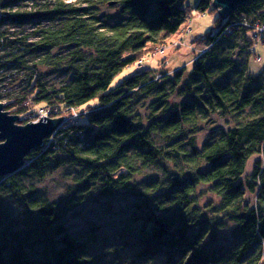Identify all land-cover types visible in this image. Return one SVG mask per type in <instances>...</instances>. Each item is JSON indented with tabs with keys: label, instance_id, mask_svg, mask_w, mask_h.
<instances>
[{
	"label": "trees",
	"instance_id": "trees-1",
	"mask_svg": "<svg viewBox=\"0 0 264 264\" xmlns=\"http://www.w3.org/2000/svg\"><path fill=\"white\" fill-rule=\"evenodd\" d=\"M26 1L37 3L0 0V28L16 27L13 35L0 32V48L10 50L0 59L1 76L10 80L12 69H26L24 56L59 46L73 49L68 65L74 76L50 89L32 73L17 95L0 94L4 109L20 118L36 116L39 108L49 119L81 109L88 113L31 151L20 171L0 178V190H20L21 178H42L65 157L77 167L85 196L96 191L134 205L119 237L133 241L144 256H163L168 264H264V163L245 175L251 157H264V71L253 76L248 58L237 60L252 45L255 24L264 23V0H247L226 20L217 16L214 31L199 40L206 49L191 68L159 76L145 68L113 89L116 75L177 33L189 13L185 0H119L125 17L112 24L89 12L98 0L83 1L86 9L54 0L52 7L41 2L22 11ZM194 10L215 9L212 0H197ZM43 20L53 24L36 29L29 41L23 25ZM213 116L231 125L215 130L210 137L215 138L198 149L195 136ZM154 165L163 179L134 181ZM199 185L219 199L208 212L198 205ZM249 194L256 195L254 206L246 202ZM18 196L22 217L0 216V264H90V248L99 242L91 232L69 235L63 210L34 194ZM223 218L233 223L234 233L221 244Z\"/></svg>",
	"mask_w": 264,
	"mask_h": 264
},
{
	"label": "rangeland",
	"instance_id": "rangeland-1",
	"mask_svg": "<svg viewBox=\"0 0 264 264\" xmlns=\"http://www.w3.org/2000/svg\"><path fill=\"white\" fill-rule=\"evenodd\" d=\"M35 1L37 3L26 1V4L23 5L24 7L20 9L22 11L34 9L35 6H40L41 2L50 3L48 5L52 7L54 3V0ZM83 1L86 0H62L63 3H71L76 8L86 9V4ZM108 1H117V3L115 5H108ZM108 1L98 0V4L92 5L89 12L110 24L121 21L125 17V15H121L122 4L119 0ZM196 2L197 0H185L182 3L183 8L189 6L187 7L189 13H187V17L177 33L168 37L164 43L151 49L148 53H144L138 63L123 69L112 80L110 84L111 89L118 86L125 78L135 75L145 68L154 70V74L156 75L161 73L172 75L182 67L191 68L192 62L203 54V51L206 49L204 43L199 40L214 31V22L218 16L216 9L213 11L208 10L204 14L196 13L194 10ZM51 22L50 20H43L26 23L23 25L24 34L30 39L29 41H34L30 35L38 28L46 29L53 24ZM15 30V26L7 23L3 24L0 28V32L6 31L8 34L12 33V35ZM252 35V45H250L249 49L243 51L242 57L237 60L245 62L248 58V71L251 75L257 76L264 71V43L259 40L258 34L253 33ZM72 51L73 49L71 48L59 46L47 52H35L30 54L29 57L24 56L22 58V62H24L26 68L24 71L18 72L16 69L11 68L13 75L10 80L7 76H1L3 74L0 72V94L3 95L8 92L7 98L17 95L27 86L28 79L32 73H36L37 76L39 75L42 82L48 88L58 89L68 83L74 76L73 68L68 65ZM9 54L10 50H2L0 48V59L6 58ZM232 71H230L231 74L229 75L231 78H233ZM262 81H264V78ZM0 103L4 104V100L0 99ZM4 111L6 110L4 109ZM36 111V116L31 114L33 117H19L16 124L25 125L28 121L29 123L38 122V118L41 114H45V112L41 108ZM87 113L88 110L86 109L65 113L64 116L66 118H64L60 127L63 128L68 124H72L73 119L83 118L86 120ZM81 120L79 121L82 122ZM230 125L231 123L228 118L221 119L218 116H213L212 123L205 126V131L195 136L197 148H201L211 136H214L217 133L215 130L227 129ZM213 138H210V140ZM56 157H62V154L59 153ZM257 163H261L262 167L264 157L261 155L251 157L247 163L245 175H250ZM168 169L173 174L177 173V170L171 164H169ZM76 170L77 167L70 165L69 161L63 157L58 165L51 164L44 177L30 176L27 178L23 177L24 179L21 178L20 185L23 188L20 190L17 186L14 189H1L0 216L6 214L12 219H20L23 214V206L20 202L21 198L18 195L29 198L34 194V196H40L45 199L57 211L63 210L64 227L69 235L80 237L87 232H91L90 236L93 235L95 240L99 241L97 244L91 246L88 253L91 259L90 264H168L163 256L156 258L144 256L137 247L132 246L134 245L133 241L122 242L120 240L119 236H122L125 230L123 220L134 209V205L129 200L109 201L104 196L98 195L96 191L91 196H85V192L79 190V186L82 183L74 172ZM163 177L161 169L154 165L142 171V174L136 176L134 181L148 184V181L153 179L160 180ZM197 195L198 205L204 212L206 209L208 212V209H214L218 205V197L210 192L207 186L199 185ZM83 196L85 197L79 198ZM246 202L250 206H254L256 195H247ZM222 220L219 232V242L221 244L226 240L232 239L234 233L233 223L226 218ZM92 228L93 230H91ZM32 256H35V254Z\"/></svg>",
	"mask_w": 264,
	"mask_h": 264
},
{
	"label": "water",
	"instance_id": "water-1",
	"mask_svg": "<svg viewBox=\"0 0 264 264\" xmlns=\"http://www.w3.org/2000/svg\"><path fill=\"white\" fill-rule=\"evenodd\" d=\"M246 2L247 0H212V7L222 20H226L236 7ZM63 118L49 119L41 116L38 122L18 125L16 122L19 117L8 114L4 111L3 103H0V178L20 171L24 167L26 156L43 147L44 140L60 127Z\"/></svg>",
	"mask_w": 264,
	"mask_h": 264
},
{
	"label": "built area",
	"instance_id": "built-area-1",
	"mask_svg": "<svg viewBox=\"0 0 264 264\" xmlns=\"http://www.w3.org/2000/svg\"><path fill=\"white\" fill-rule=\"evenodd\" d=\"M253 33H256L258 34L257 37L259 38V40L264 43V23H257L255 24L254 26V30H253ZM205 52V50L203 51V53ZM259 60V59H258ZM41 116H46V114H41ZM40 116V117H41ZM40 117L38 119H40ZM36 119V120H38ZM35 120V121H36ZM55 133V132H54Z\"/></svg>",
	"mask_w": 264,
	"mask_h": 264
},
{
	"label": "bare ground",
	"instance_id": "bare-ground-1",
	"mask_svg": "<svg viewBox=\"0 0 264 264\" xmlns=\"http://www.w3.org/2000/svg\"><path fill=\"white\" fill-rule=\"evenodd\" d=\"M61 124H62V123H61ZM61 124H60V125H61ZM53 134H54V133H53ZM53 134H52V135H53ZM52 135H51V136H52Z\"/></svg>",
	"mask_w": 264,
	"mask_h": 264
}]
</instances>
